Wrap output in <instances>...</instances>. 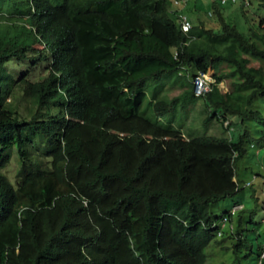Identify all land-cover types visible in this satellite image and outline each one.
<instances>
[{
    "label": "trees",
    "instance_id": "16d2710c",
    "mask_svg": "<svg viewBox=\"0 0 264 264\" xmlns=\"http://www.w3.org/2000/svg\"><path fill=\"white\" fill-rule=\"evenodd\" d=\"M192 1L28 0L39 44L0 39V264H209L212 244L239 256L246 231L264 264V185L236 179L264 118V0ZM199 68L252 86L246 108L196 95ZM30 130L49 163L12 180L6 150L27 161Z\"/></svg>",
    "mask_w": 264,
    "mask_h": 264
},
{
    "label": "rangeland",
    "instance_id": "374dc122",
    "mask_svg": "<svg viewBox=\"0 0 264 264\" xmlns=\"http://www.w3.org/2000/svg\"><path fill=\"white\" fill-rule=\"evenodd\" d=\"M52 4L56 5L61 0H49ZM193 1L187 6L193 5ZM200 5H203L204 8L206 6H211V0H200ZM235 7V4H230ZM29 3L28 0H0V39L5 40H16V41H27L30 39L32 42H36L38 45L39 42L35 39L34 29L31 21V17L28 13ZM260 15H264V9H257ZM216 20V18L214 17ZM241 27H246L247 24L239 23ZM27 66V61H22L20 64L14 67V69L18 72L21 69H25ZM226 69L225 67L218 68V71ZM211 72H213L211 70ZM38 72L33 74V77H38ZM252 86H233L228 79H224L220 82H216L215 86H213V90L211 92L212 99L215 101H222L232 105L233 107H239L241 109H245L247 106L248 95L252 90ZM24 101L21 102L20 106L22 112L26 113L27 107L24 105ZM255 108L261 109L264 117V97L258 98L253 103ZM201 103H199V107L196 110L199 112L202 108ZM252 117L248 120L250 121ZM255 119V118H254ZM248 121V122H249ZM253 122V123H252ZM250 125L251 132L247 136L246 145V153L242 160H240V172L241 178L243 181H247L251 176L254 177L260 168L259 165L264 163V142L261 143L259 141V137L264 135V118L261 121L253 120ZM205 130V127L201 129ZM220 128H209L206 129V132L209 133H218ZM227 133H229L227 131ZM29 138L31 142L26 145V158L25 161L21 157V154L17 147L12 146L6 150V153L9 156V162L7 167L5 168L6 173L10 178L16 179L22 175H25L29 171H31L34 167L35 163H39L44 169L47 168L49 163V157L46 152L48 149L52 147L51 140L44 136L41 133H37L35 130L28 131ZM252 158V159H251ZM238 179V178H237ZM239 180V179H238ZM255 186L258 188V182L255 179ZM260 194V193H258ZM257 194V195H258ZM259 196V195H258ZM260 198L264 199V197L260 196ZM220 202V206H223ZM254 207L257 211L255 214L256 219L258 220L261 216L259 209L258 199L254 198ZM243 204H237L233 206V208H240ZM238 208V209H239ZM259 230L261 234H264V222L261 221ZM246 243L243 246V250L240 252L239 256L235 254L232 250H222L219 244H212L208 247L209 254V264H217L219 260L224 258L226 260H230L233 258L235 264H258L259 258V245L258 238L255 237L254 232L246 231L245 237ZM226 243H232V241L226 239ZM250 244L254 246V253H247L250 250Z\"/></svg>",
    "mask_w": 264,
    "mask_h": 264
},
{
    "label": "built area",
    "instance_id": "2783aa9c",
    "mask_svg": "<svg viewBox=\"0 0 264 264\" xmlns=\"http://www.w3.org/2000/svg\"><path fill=\"white\" fill-rule=\"evenodd\" d=\"M214 1H220L221 3H225L227 0H214ZM236 1V0H233ZM176 4H179L184 6L188 0H174ZM249 4L248 0H245L244 5ZM179 16L181 18V25L182 29L184 31L190 30L192 27V21L185 12L179 13ZM194 82V92L196 95H206L207 93L211 92L213 89V83L215 82V78L213 77V74L211 70H205L202 68L197 69L195 76L193 77ZM239 208V207H238ZM238 208H233V212H235ZM227 218H224V221L222 224H226Z\"/></svg>",
    "mask_w": 264,
    "mask_h": 264
},
{
    "label": "crops",
    "instance_id": "0c3cea01",
    "mask_svg": "<svg viewBox=\"0 0 264 264\" xmlns=\"http://www.w3.org/2000/svg\"><path fill=\"white\" fill-rule=\"evenodd\" d=\"M195 5V6H194ZM192 6V9H197L198 10V14L200 13L199 12V9H207L209 6H206L207 8H204L203 7V5H200V0H198L197 2H195V3H193V5H191ZM194 6V7H193ZM196 10V11H197ZM252 159V158H251ZM259 167H260V169H262V170H264L263 168H264V163L263 164H260L259 165ZM241 173L239 172V174H238V176H237V178L239 179V181H241V184L242 183H244V182H246V183H250V182H254L255 183V179H256V181L258 182V185L260 186V184H262V185H264V182H263V180L260 178V176L256 173V175H255V179H254V177L253 176H251V178L250 179H247V181H243V180H241ZM236 178V179H237ZM243 181V182H242ZM250 193H248L247 195H249ZM244 202H246V201H244ZM241 204H243V202L241 203ZM249 205H252L253 203L251 202V200H250V202L248 203ZM225 205V204H224ZM227 205H228V203H227Z\"/></svg>",
    "mask_w": 264,
    "mask_h": 264
}]
</instances>
